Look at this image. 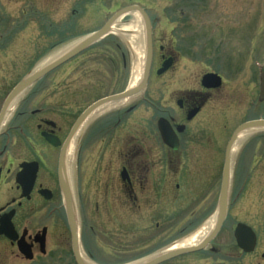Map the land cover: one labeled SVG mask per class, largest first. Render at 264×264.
<instances>
[{
	"label": "flooded vegetation",
	"instance_id": "flooded-vegetation-1",
	"mask_svg": "<svg viewBox=\"0 0 264 264\" xmlns=\"http://www.w3.org/2000/svg\"><path fill=\"white\" fill-rule=\"evenodd\" d=\"M151 21L154 56L146 90L86 126L93 112L82 117L93 105L128 87L81 106L80 89L65 91L69 87L63 84L64 68L79 55L46 73L6 106L22 81L58 57L31 70L8 92L12 70L4 68L1 58L8 54L1 50L24 28L13 22L9 36L0 40V73L5 71L0 90V227L11 220L18 241L31 247L33 259L19 252L18 241L2 235L0 242L17 250L26 264H264V209L251 213L252 208H242L232 216L236 202L248 200L253 188H264V151L259 150L264 129L257 130L261 135L250 134L254 148L242 177L239 170L246 159L238 160L237 170L232 155L221 227L193 246L179 247L214 218L219 223L229 142L242 125L264 120V69L258 75L244 71L242 78L243 70H236L232 80L223 72H204L195 89L177 88L178 63L186 56L177 52L175 38L170 48L159 45ZM169 60L170 69L159 73ZM211 73L222 79L217 89L203 86V77ZM150 85L157 88L153 101L144 96ZM226 88V99L220 100ZM233 112L247 118L226 142L221 179L216 180L208 171L215 172L223 156L227 127L222 120ZM66 191L77 215V252Z\"/></svg>",
	"mask_w": 264,
	"mask_h": 264
},
{
	"label": "rangeland",
	"instance_id": "rangeland-1",
	"mask_svg": "<svg viewBox=\"0 0 264 264\" xmlns=\"http://www.w3.org/2000/svg\"><path fill=\"white\" fill-rule=\"evenodd\" d=\"M131 5L147 10L153 20L155 41L159 45L170 48L171 38H175L177 52L186 56L178 63L177 88L195 89L199 76L204 72H223L232 80L236 70L249 74L253 71L258 75L264 69V0H0V27L5 26L0 29V40L9 36L12 28H8L12 27L13 22L14 26L24 28L17 32L18 29L8 47L5 45L6 48L1 50L2 54H8L1 58L4 68L9 66L12 70L8 75L11 79L8 92L31 70L43 67L53 57L101 29L116 12ZM183 15L186 23L183 22ZM131 23L137 24V21L128 15L117 28L131 31L134 29ZM26 24L29 25L25 27ZM42 25H47V28H42ZM64 39L68 41L61 43ZM58 43L61 44L51 50ZM144 63L145 37L142 32H113L64 68L63 84L69 87H65V91L73 86L78 87L80 105H87L129 87L140 68H144ZM243 72L239 73L241 78L244 77ZM3 76L5 71L0 73V90L5 83ZM155 87L150 85L144 94L145 99L154 100ZM226 91L227 88L223 90L220 100L226 99ZM246 118L245 114L235 116L233 112L231 116L229 114L221 119L227 127L223 133V156L215 172L207 170L208 175L216 177V180L221 179L226 142ZM257 132H254L255 136L262 134ZM251 136L240 144L233 158V166L237 170L238 160L246 159L239 170L240 177L248 170L249 154L254 148V142L249 139ZM259 148L261 152L264 151V143ZM242 149L241 156L239 153ZM262 175L264 179V172ZM263 198L264 188H253L248 200L236 202L232 216L242 208H252L251 213H259L264 209ZM211 206H214L212 200ZM248 217L250 219V216L245 219ZM0 264L26 262L17 250L12 251L8 245L0 242Z\"/></svg>",
	"mask_w": 264,
	"mask_h": 264
},
{
	"label": "water",
	"instance_id": "water-1",
	"mask_svg": "<svg viewBox=\"0 0 264 264\" xmlns=\"http://www.w3.org/2000/svg\"><path fill=\"white\" fill-rule=\"evenodd\" d=\"M134 13H139L142 19V22L144 24L145 28V63L143 68V74L141 81L137 88L130 90L128 88L124 93L117 94L114 96H110L108 98H105L104 100L99 101L95 105H93L82 117V120L89 116L92 112H94L97 108L108 104V103H114V102H121L128 100L136 95H139L143 93L148 84L150 71L153 63V56H154V48H153V26L152 21L149 18L146 11L137 5L128 6L125 7L118 12H116L112 18L98 31L88 35L83 40H81L79 43H77L72 49L65 52L63 55L59 56L57 59L52 61L47 66H44L39 71L32 74L30 77L26 78L24 81H22L11 93L9 96L6 106L9 105L15 98H17L19 95H21L27 88H29L33 83H35L37 80L41 79L46 73L49 71L59 67L60 65L64 64L65 62L73 59L74 57L78 56L79 54L86 51L88 48L93 46L94 44L100 42L107 36H109L111 33H113L112 29L115 23L123 19L124 17L128 15H132ZM172 66L171 60L164 63L162 70L159 73H165L170 69ZM203 86L208 89H217L222 84V79L217 74H207L203 77L202 80ZM264 98V76L262 81V99ZM163 124V123H160ZM257 128H264V120L259 121H253L244 124L240 128L237 129V131L234 133L228 148H227V155H226V163L224 167V173H223V188H222V196L220 201V220L217 224L216 228H220L223 221L225 220L226 216V210H227V195H228V188H229V182L231 179V151L233 146L238 141V136L240 133L248 130V129H257ZM161 131L163 133L164 138L167 137V131L164 129V127H161ZM65 201H66V208H67V215H68V221L70 225V229L72 231L73 236V244L75 247L76 252L78 251V224H77V216L75 212V206L73 204L72 196L69 193V191H66L65 193ZM3 226L0 227V236L5 235L8 237L11 241L17 242L18 237L14 231V227L11 223V220L2 221ZM18 248L22 255L27 257V259L32 260L33 254L31 253V247L27 246V244L24 241L18 242ZM174 254V253H171ZM177 253H175L176 255Z\"/></svg>",
	"mask_w": 264,
	"mask_h": 264
},
{
	"label": "bare ground",
	"instance_id": "bare-ground-1",
	"mask_svg": "<svg viewBox=\"0 0 264 264\" xmlns=\"http://www.w3.org/2000/svg\"><path fill=\"white\" fill-rule=\"evenodd\" d=\"M133 18L136 19L137 21V24H132L131 23V27L134 28L133 30L129 31L127 29H124V30H119L117 28L118 25H120L122 19L120 21H118L117 23L114 24L113 26V29L112 31L113 32H142L143 35H145V28H144V24L142 22V19H141V16L139 13H134L132 14ZM129 26V27H130ZM76 45V44H75ZM75 45H73L72 47L68 48L67 50H64L62 53H60L59 55H57V57H59L60 55L64 54L66 51L72 49ZM145 52H146V47H145ZM142 73H143V66L140 68L139 72L137 73V75L135 76L134 80L132 81V83L130 84L129 88L130 90H133L135 88L138 87L140 81H141V78H142ZM125 102H121V103H118V104H113V103H108V104H105L103 105L102 107L99 108V110H95L90 116L89 118L87 119V121L85 122V125L87 123H89V121L98 116L99 114L103 113L104 111H108L110 109H112L114 106H121L122 104H124ZM83 126V127H84ZM256 130L254 129H248L242 133L239 134L238 136V142L235 144V146L233 147V151H232V154L235 155V153L239 150V147H240V144L243 143V141L246 139V137H248L250 134L254 133ZM81 134V133H80ZM72 150L73 148L71 147V150L69 153L72 154ZM217 218H214L209 224L208 226H204L202 229H200L199 231H197L192 237H190L186 242H184L181 246L179 247H190V246H193L195 245L196 243H198L203 237L204 235L207 233V232H211L212 230H214V228L216 227V223H217Z\"/></svg>",
	"mask_w": 264,
	"mask_h": 264
},
{
	"label": "trees",
	"instance_id": "trees-1",
	"mask_svg": "<svg viewBox=\"0 0 264 264\" xmlns=\"http://www.w3.org/2000/svg\"><path fill=\"white\" fill-rule=\"evenodd\" d=\"M183 19H184L183 22H186L187 21L184 15H183ZM63 33H64V29H63ZM66 41H68V39H64L62 42H66Z\"/></svg>",
	"mask_w": 264,
	"mask_h": 264
}]
</instances>
